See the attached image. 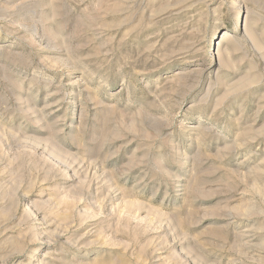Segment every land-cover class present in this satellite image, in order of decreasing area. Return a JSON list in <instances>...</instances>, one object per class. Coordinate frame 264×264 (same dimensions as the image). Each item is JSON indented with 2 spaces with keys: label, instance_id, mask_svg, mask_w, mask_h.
I'll use <instances>...</instances> for the list:
<instances>
[{
  "label": "rangeland",
  "instance_id": "1",
  "mask_svg": "<svg viewBox=\"0 0 264 264\" xmlns=\"http://www.w3.org/2000/svg\"><path fill=\"white\" fill-rule=\"evenodd\" d=\"M0 264H264V0H0Z\"/></svg>",
  "mask_w": 264,
  "mask_h": 264
}]
</instances>
